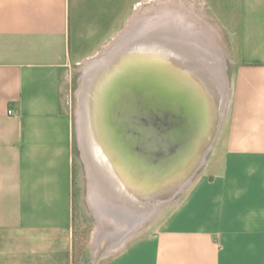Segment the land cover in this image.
I'll return each mask as SVG.
<instances>
[{"label":"crops","instance_id":"0c3cea01","mask_svg":"<svg viewBox=\"0 0 264 264\" xmlns=\"http://www.w3.org/2000/svg\"><path fill=\"white\" fill-rule=\"evenodd\" d=\"M194 1L229 24L221 131L147 231L128 238L100 225L85 242L75 70L110 50L128 24H160L158 0L129 8L127 0H0V264H264V0Z\"/></svg>","mask_w":264,"mask_h":264},{"label":"water","instance_id":"95a60500","mask_svg":"<svg viewBox=\"0 0 264 264\" xmlns=\"http://www.w3.org/2000/svg\"><path fill=\"white\" fill-rule=\"evenodd\" d=\"M159 22L130 26L92 62L77 115L94 205L139 209L141 219L179 196L206 164L229 90L213 45L200 40L196 54L186 36Z\"/></svg>","mask_w":264,"mask_h":264},{"label":"rangeland","instance_id":"374dc122","mask_svg":"<svg viewBox=\"0 0 264 264\" xmlns=\"http://www.w3.org/2000/svg\"><path fill=\"white\" fill-rule=\"evenodd\" d=\"M133 0H127L128 8L129 3ZM158 17L161 21L167 20H180L182 23L184 21L186 24H176L181 27L182 30L186 28L194 29L196 34L195 38L210 43L214 46L215 50L223 58L225 64V70L228 79V99L226 109L228 107L231 95V69H230V30L229 24H215L213 18L209 13H205L201 10L199 4L194 0H158L157 4ZM145 9L142 12L134 14V19H140L141 15L146 14ZM171 22V21H170ZM187 22L189 24H187ZM136 24H128V28ZM182 25V26H181ZM127 28V29H128ZM188 32V30H185ZM216 46V47H215ZM92 64V63H91ZM89 67H79L75 70L72 88V108L71 113L74 119V131L76 137V159H77V172H78V183L80 186V211L84 217L87 219V227L83 231L84 239L90 241L91 232L97 230L99 226L105 231H111L112 233H117L118 231L126 230L129 235L128 238L140 235L147 231L154 218L160 213L165 211V207L160 210L155 216H147L145 219H141L140 210L134 209L130 212L129 210H123L117 206H106L103 207L104 210L97 208L93 200L91 199V185L89 182L88 171L86 164L82 157V152L80 148V139L78 135V112L80 110L79 96L82 88V77L85 72L88 71ZM99 207V206H98ZM99 211H97V210ZM109 211V215H105ZM101 212L103 215H98ZM105 212V214H104ZM118 214V215H117ZM109 220V222H107ZM112 220V221H111ZM137 221V222H136ZM106 222L112 225L109 226ZM136 222V223H135ZM100 223V224H99ZM128 227V228H127Z\"/></svg>","mask_w":264,"mask_h":264},{"label":"bare ground","instance_id":"6f19581e","mask_svg":"<svg viewBox=\"0 0 264 264\" xmlns=\"http://www.w3.org/2000/svg\"><path fill=\"white\" fill-rule=\"evenodd\" d=\"M150 21V20H149ZM152 22V21H151ZM159 22V21H158ZM146 24V23H145ZM159 24V23H158ZM163 29H166L168 31V33H172L177 32L180 33V35L182 34L183 36H186V39H188L189 44H191V46L194 49V52L196 54L202 53L203 51V42H201L199 39L195 38L197 36H195L194 34H196L197 32L194 29H190V28H186L185 30H188V32H186L185 30H182L181 27L179 25H173V24H161ZM182 26V25H181ZM196 32V33H195ZM216 47V46H215ZM103 215V214H101ZM118 215V214H117ZM112 221V220H111ZM137 222V221H136ZM135 222V223H136ZM128 228V227H127Z\"/></svg>","mask_w":264,"mask_h":264},{"label":"built area","instance_id":"2783aa9c","mask_svg":"<svg viewBox=\"0 0 264 264\" xmlns=\"http://www.w3.org/2000/svg\"><path fill=\"white\" fill-rule=\"evenodd\" d=\"M11 113V112H10Z\"/></svg>","mask_w":264,"mask_h":264}]
</instances>
